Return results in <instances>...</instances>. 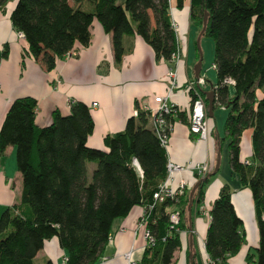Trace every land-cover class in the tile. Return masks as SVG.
Segmentation results:
<instances>
[{
	"label": "trees",
	"instance_id": "16d2710c",
	"mask_svg": "<svg viewBox=\"0 0 264 264\" xmlns=\"http://www.w3.org/2000/svg\"><path fill=\"white\" fill-rule=\"evenodd\" d=\"M8 1L0 0V10ZM172 2L17 0L11 22L27 41V54L47 71L77 44H90L94 21L112 34L117 63L126 53L124 37L138 35L157 59L173 64L179 42L169 14ZM176 2L181 7L183 0ZM206 12L202 36L212 38L215 46L214 111L219 107L228 111L220 143L229 141L230 168L252 193L259 231L258 247L248 254L247 262L264 264V0H191V21L198 35ZM7 56L5 45L1 58ZM227 79L234 83H226ZM190 93L195 96L192 90ZM37 107L32 97L13 100L0 129V156L13 146L23 176L20 201L0 215V264H36V255L54 237L66 252V264H97L104 257L114 221L126 217L137 205L153 206L147 210L146 228L155 239L140 264H174L190 192L177 200H154L167 177L169 161L167 147L149 126V113L139 110L124 130L107 134L103 150L88 145L95 124L85 103L71 101L68 114L54 110L52 123L45 127L36 124ZM178 117L185 121V112H178ZM167 120L172 124L173 115ZM250 128L252 160L242 162V135ZM89 162L95 163L91 174ZM215 174L204 177L198 188L199 202ZM172 207L180 213L176 226L167 211ZM210 215L207 253L214 264H227L246 239L228 184L220 189ZM44 264L55 263L47 260Z\"/></svg>",
	"mask_w": 264,
	"mask_h": 264
},
{
	"label": "crops",
	"instance_id": "0c3cea01",
	"mask_svg": "<svg viewBox=\"0 0 264 264\" xmlns=\"http://www.w3.org/2000/svg\"><path fill=\"white\" fill-rule=\"evenodd\" d=\"M16 3L17 0H10L0 10V129L11 102L17 98L32 97L37 100L36 124L39 127L52 123L54 110L59 109L63 114H68L70 102L81 101L90 108L95 124L88 145L105 150L104 137L107 134L124 130L135 110L155 107L156 96L169 95V101L176 112L173 114L167 146L168 161L187 165L189 162H205L210 159L212 169L209 173H216L205 187L202 202L198 201L199 189L191 196L193 187L202 178L196 170L176 177L177 180H188L190 193L187 212L182 216L185 228L180 233L181 246L174 253V264H214L206 250V235L211 222L212 204L224 184L232 189V201L246 232L241 250L229 258L227 264H248V254L259 244L252 193L249 188L241 185L238 175L231 168V180L220 173L221 160L217 169L222 146L215 119L212 139L209 141H199L189 130V109L192 103L189 85L197 78L195 65L199 60L197 52H191L190 43L200 36L191 21V0H183L181 7L173 0L170 7V18L183 53L178 65L157 59L152 47L138 35L124 37L126 53L122 61L117 63L112 34L106 33L102 25L94 21L90 44L87 47L77 44L68 56L57 62L52 71H47L42 63L27 54L28 43L18 36L11 22ZM5 45L8 46V56L1 58ZM171 69L177 71L178 88L171 89L168 78ZM200 76L205 77L203 60ZM212 90L211 83H207L203 94L206 96L205 92ZM93 103H97V106H93ZM178 112H185V121L178 117ZM252 131L251 128L247 129L242 135V162L252 160ZM22 192L23 176L17 167L15 148L8 146L0 156V215L20 201ZM144 208L143 205H137L126 217L114 221L104 257L97 264L142 262L147 246L146 228L140 227ZM175 209L172 207L167 211L170 213ZM47 260L55 264H66V252L56 237L46 241L44 248L35 257L36 264H44Z\"/></svg>",
	"mask_w": 264,
	"mask_h": 264
},
{
	"label": "built area",
	"instance_id": "2783aa9c",
	"mask_svg": "<svg viewBox=\"0 0 264 264\" xmlns=\"http://www.w3.org/2000/svg\"><path fill=\"white\" fill-rule=\"evenodd\" d=\"M18 36L24 39L22 33L18 32ZM69 55V54H68ZM67 55V56H68ZM182 47L179 43L177 51L173 54L172 63L178 65L182 58ZM214 67V66H213ZM168 78L171 83V89L178 88L177 71L171 69L168 73ZM228 84H233L232 79L225 81ZM206 86L205 77L199 76L192 81L189 88L194 92L195 96H192V103L189 109V130L191 134L197 136L198 140L209 141L212 139V132L214 129V121L208 115V105L206 96L202 93V90ZM172 90H170L171 94ZM155 107H144L143 111L149 113L150 127L154 130L156 135L161 140L164 146H168L170 134L172 131V124L167 120V117L173 115L176 112V108L169 101V95L156 96L154 99ZM93 106H97V103H93ZM140 110V109H139ZM139 110H135L134 116L137 117ZM142 110V109H141ZM168 173L166 179L159 185L158 190L154 193L153 198L156 202H164L167 199L177 200L183 195L190 187L188 180L185 178L176 179L178 174L188 172L190 170H196L199 176L205 177L212 169V162L210 159L205 162H189V164H177L174 162H168ZM144 208V213L140 220V227L146 228L147 210ZM170 221L172 226H176L180 221V213L178 210H173L170 213ZM145 237L147 239L146 248H150L154 245L155 239L146 228Z\"/></svg>",
	"mask_w": 264,
	"mask_h": 264
},
{
	"label": "rangeland",
	"instance_id": "374dc122",
	"mask_svg": "<svg viewBox=\"0 0 264 264\" xmlns=\"http://www.w3.org/2000/svg\"><path fill=\"white\" fill-rule=\"evenodd\" d=\"M198 38H196L195 40L193 39L191 40L190 43L191 52L192 50L197 52L198 51L197 47L199 48L200 55L201 53L203 55L202 60H203V72L206 77L205 79H207L210 83H212L214 80H216V72L213 67L214 53H215L214 40L208 36H201L200 44H198ZM227 115H228V111L225 108L223 107L216 108L214 115L215 126H216V131L218 130L220 132L221 137H223L225 133L224 123ZM220 160L222 161V168L220 173L223 176H225L227 179L231 180L228 140H225L222 144ZM94 168H95V163L90 162V165H88V172L91 174Z\"/></svg>",
	"mask_w": 264,
	"mask_h": 264
},
{
	"label": "water",
	"instance_id": "95a60500",
	"mask_svg": "<svg viewBox=\"0 0 264 264\" xmlns=\"http://www.w3.org/2000/svg\"><path fill=\"white\" fill-rule=\"evenodd\" d=\"M207 18H208V13L206 12L205 13V16H204V27L200 33V36L198 38V44H200V39H201V36L203 35V33L205 32V29H206V23H207ZM200 59L199 61L197 62V64L195 65V75L196 77H199L200 76V72H201V67H202V58H203V55L201 53L200 55ZM206 94V99L208 101L207 105H208V115L211 117V118H214V100H215V92L212 90V91H208V92H205ZM219 162H220V158L218 160V164H217V169L219 167ZM204 180V177L200 178L198 180V182L195 184V186L193 187L192 189V192H191V196L193 195L194 191L196 189H198L202 182Z\"/></svg>",
	"mask_w": 264,
	"mask_h": 264
}]
</instances>
